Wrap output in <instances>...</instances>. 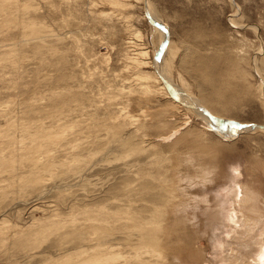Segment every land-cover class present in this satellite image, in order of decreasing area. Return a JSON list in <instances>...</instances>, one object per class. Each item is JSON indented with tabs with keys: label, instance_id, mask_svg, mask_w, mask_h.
<instances>
[{
	"label": "rangeland",
	"instance_id": "obj_1",
	"mask_svg": "<svg viewBox=\"0 0 264 264\" xmlns=\"http://www.w3.org/2000/svg\"><path fill=\"white\" fill-rule=\"evenodd\" d=\"M263 52L264 0H0V264L256 263Z\"/></svg>",
	"mask_w": 264,
	"mask_h": 264
},
{
	"label": "bare ground",
	"instance_id": "obj_2",
	"mask_svg": "<svg viewBox=\"0 0 264 264\" xmlns=\"http://www.w3.org/2000/svg\"><path fill=\"white\" fill-rule=\"evenodd\" d=\"M152 18H153V16H152ZM141 56H144V57H147V52L144 50H142V52H140L139 53ZM263 54H264V52H263ZM147 62H144V64H146ZM148 64V63H147ZM139 79H142V80H144V81H146L147 83H149V80H151V79H153L155 82L157 81L156 80V78L155 77H152V76H148V75H143V76H140L139 77ZM169 86H170V93L172 94V96H175L176 98H177V100H181V101H191V100H189V99H187V98H185L181 93H179L176 89H175V87L173 86V85H170L169 84ZM153 87L152 86H149V85H147L146 87H145V90L148 92V91H150L151 89H152ZM155 89H157V91H161L162 89L159 87V88H157V87H155L154 88V90ZM164 94H167L166 92L164 93ZM169 95V94H168ZM216 119H214L213 121L211 120V124L213 125V126H218L219 124L218 123H216V121H215ZM243 195H244V197H242V201H241V203H242V207H243V209H247V210H249V212H252V210L255 208L254 206H256L255 205V194H254V192L253 191H249V190H246V191H244L243 192ZM181 203V204H180ZM179 204H178V206H183V203L182 202H180ZM209 203V202H208ZM177 207V206H176ZM208 210V209H207ZM239 212H241V211H239ZM218 213V212H217ZM243 213V212H242ZM239 216V215H238ZM218 218V217H217ZM240 220H242V225L246 228V230H244L245 232H246V234L247 233H250V231L253 229V231H254V229H256V227H260L261 228V230H260V233L258 234V239L257 240H255V243H253L254 245H257L258 244V246H259V248H258V250H257V253H259L260 252V254L258 255L259 257H258V260H257V256H256V260H257V262L256 263H254V264H264V254H263V247H264V238H263V236H264V226H263V224H264V216H256V217H253V216H251V218H248V217H246V216H244L243 214L241 215V217H240ZM219 222H221V221H219ZM242 228V227H241ZM256 231H257V229H256ZM241 234V233H240ZM242 234H243V232H242ZM254 234V233H253ZM257 234V233H256ZM245 234H243V236H244ZM249 236V235H248ZM247 236V237H248ZM245 238H247L246 236H244ZM257 237V236H256ZM234 238H236V237H234ZM239 239V238H238ZM237 238H236V241L238 240ZM242 240H243V238H241ZM241 239H239L238 241H240ZM244 242V241H243ZM245 243V242H244ZM241 244H243V243H241ZM247 244V243H246ZM245 244V245H246ZM249 244V243H248ZM239 245V244H238ZM250 245V244H249ZM241 246V245H240ZM242 247V246H241ZM244 247V246H243ZM251 247V246H250ZM248 248H249V246H248ZM246 250H247V246H246ZM240 252V251H239ZM256 253V254H257ZM238 254V253H237ZM240 254V253H239ZM242 254V253H241ZM243 256V255H242ZM229 257V256H228ZM232 257H233V259H234V257L236 258V256H233L232 255ZM231 258V257H230ZM238 258H240V256H238ZM237 258V259H238ZM243 259H246V258H240L239 260H238V262L240 261H242V263L244 262V260ZM254 260V259H253ZM232 261V260H231ZM230 261V262H231ZM232 263V262H231ZM247 264H250V263H247ZM252 264V263H251Z\"/></svg>",
	"mask_w": 264,
	"mask_h": 264
}]
</instances>
